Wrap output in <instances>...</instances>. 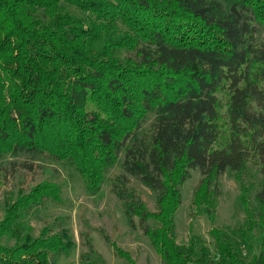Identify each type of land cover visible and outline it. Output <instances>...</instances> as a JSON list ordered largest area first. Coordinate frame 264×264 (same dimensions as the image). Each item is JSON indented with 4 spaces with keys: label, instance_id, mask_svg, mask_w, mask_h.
Listing matches in <instances>:
<instances>
[{
    "label": "trees",
    "instance_id": "1",
    "mask_svg": "<svg viewBox=\"0 0 264 264\" xmlns=\"http://www.w3.org/2000/svg\"><path fill=\"white\" fill-rule=\"evenodd\" d=\"M19 154L73 166L92 195L106 182L163 264H264V0H0V159ZM195 170L188 216L206 217L216 258L195 234L177 243ZM226 172L247 218L237 242L215 226ZM129 178L155 194L154 211ZM49 201H62L55 182L18 190L0 219V264H52L74 248L67 229L33 237L19 223ZM86 247L80 264H95Z\"/></svg>",
    "mask_w": 264,
    "mask_h": 264
},
{
    "label": "rangeland",
    "instance_id": "2",
    "mask_svg": "<svg viewBox=\"0 0 264 264\" xmlns=\"http://www.w3.org/2000/svg\"><path fill=\"white\" fill-rule=\"evenodd\" d=\"M79 15V13H77ZM151 120L148 116L144 126ZM122 156H120V162ZM32 165L28 170L21 165ZM119 166L108 169L106 177L118 173ZM132 186L146 202L150 211L155 210V194L144 189L139 183L129 178ZM200 179L198 171L191 172V178L183 185L182 202L175 215L176 237L178 244H187L191 234L197 235L210 254L216 258L214 243L208 233L211 225L203 215L189 219V210L193 191ZM43 180L57 183L61 187V203L47 202L43 206L33 208L29 216L20 221L33 237L47 227L51 233L61 229L69 230L74 248L68 254L53 255L52 264H80L81 255L87 254L86 240L93 247L94 255L90 260L95 264H129L119 258L111 243L128 253L135 264H163L150 246L147 238L139 229L128 227L120 203L110 193L109 186L104 182L98 193L92 195L84 187L80 175L71 165L54 163L37 155L19 154L5 156L0 159V219L5 207L15 198L19 189H27ZM245 184L249 188L248 199L255 207L254 195L259 189L260 176L255 168L248 166ZM221 195L218 198V212L215 226L225 231L237 242V232L247 227V218L239 201L240 189L233 174L226 172L218 181ZM191 221L192 232L188 225ZM255 237L258 233L254 231ZM106 236L109 241L105 240ZM14 240L10 241L12 244ZM255 252L258 250L254 242ZM244 255V250L242 249Z\"/></svg>",
    "mask_w": 264,
    "mask_h": 264
}]
</instances>
